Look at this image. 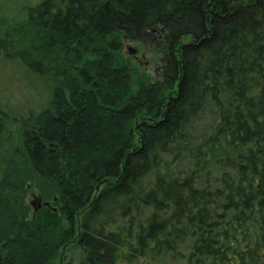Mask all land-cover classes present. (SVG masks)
Wrapping results in <instances>:
<instances>
[{
    "label": "trees",
    "instance_id": "obj_1",
    "mask_svg": "<svg viewBox=\"0 0 264 264\" xmlns=\"http://www.w3.org/2000/svg\"><path fill=\"white\" fill-rule=\"evenodd\" d=\"M2 25L0 264H264V0H36ZM148 31L156 79L124 53Z\"/></svg>",
    "mask_w": 264,
    "mask_h": 264
},
{
    "label": "rangeland",
    "instance_id": "obj_2",
    "mask_svg": "<svg viewBox=\"0 0 264 264\" xmlns=\"http://www.w3.org/2000/svg\"><path fill=\"white\" fill-rule=\"evenodd\" d=\"M36 0H0V36L1 39H5L4 26L2 23H13L14 21L22 20L25 16V7L33 4ZM156 32L148 31L145 35V42L139 43H127L124 48V53L128 56H131L139 67L146 73L153 76V78H158L160 74V66L163 61V57L158 52L156 47ZM3 39V40H4ZM18 40V39H17ZM134 50V51H133ZM12 82V81H11ZM15 82V81H13ZM24 97L27 94L23 95ZM23 98V97H22ZM27 193H26V202L30 206V211L33 214V207L30 204V201L33 199L34 195H41L42 202L48 201L45 200L42 194L30 183H27ZM41 202V203H42ZM49 202V201H48ZM43 205H41L42 207ZM48 206V205H47ZM73 261V264H78V256L70 258Z\"/></svg>",
    "mask_w": 264,
    "mask_h": 264
},
{
    "label": "water",
    "instance_id": "obj_3",
    "mask_svg": "<svg viewBox=\"0 0 264 264\" xmlns=\"http://www.w3.org/2000/svg\"><path fill=\"white\" fill-rule=\"evenodd\" d=\"M41 202H42L41 195H34L33 196V199L30 201V204L32 205L34 212H36L41 207V205H43V206L49 205L48 201H43L42 203Z\"/></svg>",
    "mask_w": 264,
    "mask_h": 264
}]
</instances>
